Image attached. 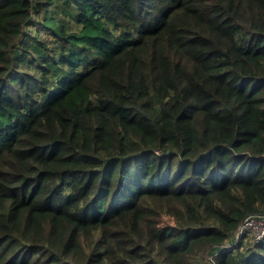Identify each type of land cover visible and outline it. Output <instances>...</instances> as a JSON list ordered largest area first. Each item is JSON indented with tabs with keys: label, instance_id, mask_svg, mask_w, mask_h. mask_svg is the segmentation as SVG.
Wrapping results in <instances>:
<instances>
[{
	"label": "trees",
	"instance_id": "trees-1",
	"mask_svg": "<svg viewBox=\"0 0 264 264\" xmlns=\"http://www.w3.org/2000/svg\"><path fill=\"white\" fill-rule=\"evenodd\" d=\"M247 216L264 0H0V264H264Z\"/></svg>",
	"mask_w": 264,
	"mask_h": 264
},
{
	"label": "built area",
	"instance_id": "built-area-1",
	"mask_svg": "<svg viewBox=\"0 0 264 264\" xmlns=\"http://www.w3.org/2000/svg\"><path fill=\"white\" fill-rule=\"evenodd\" d=\"M253 222L255 223V226L249 230L247 227H250ZM256 225L259 226V229ZM243 233H247L254 241H259L264 238V218H257L253 216L245 217L237 229L236 239ZM205 258L206 260H210L206 255Z\"/></svg>",
	"mask_w": 264,
	"mask_h": 264
},
{
	"label": "rangeland",
	"instance_id": "rangeland-1",
	"mask_svg": "<svg viewBox=\"0 0 264 264\" xmlns=\"http://www.w3.org/2000/svg\"><path fill=\"white\" fill-rule=\"evenodd\" d=\"M29 28H26V31L28 30ZM30 29H32L31 27H30ZM247 224V223H246ZM255 226V223L253 222L252 224H251V226L250 227H247L249 230H251L253 227ZM256 227L259 229V226H257L256 225Z\"/></svg>",
	"mask_w": 264,
	"mask_h": 264
}]
</instances>
